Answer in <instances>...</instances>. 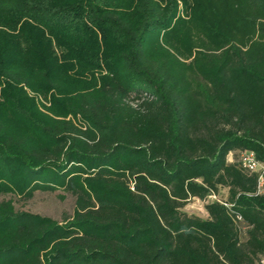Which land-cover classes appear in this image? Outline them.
Instances as JSON below:
<instances>
[{"label":"trees","instance_id":"1","mask_svg":"<svg viewBox=\"0 0 264 264\" xmlns=\"http://www.w3.org/2000/svg\"><path fill=\"white\" fill-rule=\"evenodd\" d=\"M245 149L264 162V0H0V191L75 197L0 200V264H264Z\"/></svg>","mask_w":264,"mask_h":264},{"label":"rangeland","instance_id":"2","mask_svg":"<svg viewBox=\"0 0 264 264\" xmlns=\"http://www.w3.org/2000/svg\"><path fill=\"white\" fill-rule=\"evenodd\" d=\"M179 11L183 15V6L182 2H180ZM185 16L186 13H185ZM195 54V53H194ZM186 59V61H191L194 58ZM185 59V58H181ZM28 95L34 99L35 103L38 107L45 113L50 115L51 111L50 108L52 107V97L54 92H37L30 88H25ZM57 94V93H56ZM65 118L73 119L75 122H79L81 118L79 116L73 117L71 114L66 116ZM229 161L234 159L233 153L229 154ZM64 193L62 189L56 190V192L50 191H35V194L31 198H26L23 194L15 193V192H2L0 191V200H11L13 206L17 210H25V211H32L34 213H38L40 215L50 216L55 220H62L65 216H71L74 212V200L75 197L72 194L66 193V198L62 199L60 194ZM228 196V189L222 188L220 190V197L226 198ZM206 203L204 201H200L199 199H190L188 201L187 206L184 210L189 214H196L200 217H207V211L205 208Z\"/></svg>","mask_w":264,"mask_h":264},{"label":"built area","instance_id":"3","mask_svg":"<svg viewBox=\"0 0 264 264\" xmlns=\"http://www.w3.org/2000/svg\"><path fill=\"white\" fill-rule=\"evenodd\" d=\"M232 152L230 153V155ZM233 160V159H232ZM238 163L242 170L248 171L250 173H256L257 174V189L255 194L256 195H264V162L256 156V153L253 150H242L238 153ZM211 200H219L221 201L225 206L231 207V204H229L226 201H223L219 199L215 194H210L208 196ZM238 220H242V215L239 213L236 214Z\"/></svg>","mask_w":264,"mask_h":264}]
</instances>
